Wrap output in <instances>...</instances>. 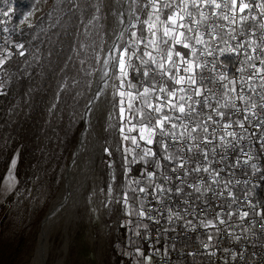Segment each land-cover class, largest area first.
I'll use <instances>...</instances> for the list:
<instances>
[{
  "label": "built area",
  "instance_id": "2783aa9c",
  "mask_svg": "<svg viewBox=\"0 0 264 264\" xmlns=\"http://www.w3.org/2000/svg\"><path fill=\"white\" fill-rule=\"evenodd\" d=\"M197 2L198 7L193 8V16L199 19V14L203 11L208 19L201 21L199 25L192 24L191 18H186L183 23L193 27L194 31L198 30L208 42L199 45L194 39L187 41L197 49L195 58L203 67L194 71L197 84H185L183 87L189 89L187 93H178L193 95L191 89L199 87L203 95H193L192 101H186V105L191 104L196 109L195 112L186 107V113L180 114L167 106V94L159 92L158 87L167 79L166 75L162 74L157 81L158 87L152 99L155 104L152 105L165 103V107L160 114L149 109L147 125H154L158 115H168L172 117L171 123L177 124V127L173 129L171 123H168L170 130H165L175 133V139L171 134H161L158 128L152 137L150 149L155 155L149 156L151 162H148L146 171L155 175L151 179L141 175L133 178L132 185L139 211L143 210L145 213L142 217L144 235L140 244L149 248L152 264H264V215L260 214L264 212V107H261L264 105V99L261 98L264 97V87H261L264 81L260 76H253L254 68L249 67V64L256 67L264 65H260L259 60L244 63L248 55L264 56L259 48L252 51L257 45L264 47V29L260 28V24H264V14L256 6L260 2H250L253 7L245 13H250V18L241 22V14L237 12L236 22L231 23L222 18L224 15H233L230 0H216L221 5L228 4L227 8L219 9L211 4H202L199 0ZM251 16L256 19L252 20ZM4 18L5 15L0 11V27L4 25ZM209 33L219 39L211 40ZM185 35L191 37L193 33H188L186 29ZM232 36L236 39H232ZM225 40L228 44L224 43ZM252 41L255 43L250 44ZM238 42L244 43L245 47L238 49L237 53H220L221 48L235 46ZM1 45L2 42L0 47ZM176 46L178 49H186L182 44ZM186 50L193 56L190 49ZM206 50L211 51L212 55H207ZM20 51L24 52L25 49L14 51L12 60L21 57ZM4 67L5 65L0 68V76ZM222 74L237 82V93L248 98L247 104L235 99L236 93L228 92L227 97L225 96L223 85L227 81L219 80ZM250 76H253L251 80ZM169 83L174 88L181 87L172 80ZM252 87L255 91L251 90ZM204 97L208 98L207 103L212 107L204 106ZM229 99L239 111L231 103L227 107L219 106ZM196 101L199 103H195ZM253 103L256 105L254 109L251 108ZM213 108L223 112V118L216 115ZM246 115L247 120L244 119ZM209 116L213 117L212 121L208 120ZM239 122L244 123L243 129L238 126ZM225 124H231L232 127L224 129ZM197 125V131L192 133L195 139L192 140L187 132ZM205 127L207 132L204 131ZM229 131L235 132L238 138L227 136L226 132ZM181 133L184 135L181 136ZM221 137L224 139L221 140ZM205 138L210 142H205ZM164 145H167L168 151H172V157L165 159L169 166L168 170L162 172L158 170L157 163L159 149L165 151ZM140 150L138 147L135 152ZM248 156L252 159L245 163ZM180 164L184 167H179ZM253 164L260 171L253 169ZM198 167H206L209 171L197 172L195 169ZM157 185L162 186L163 191H158ZM140 188L145 191L140 192ZM195 188L200 191L197 192ZM243 212H247L248 216L241 219ZM221 219L223 224L220 223ZM209 221L215 227H206ZM132 256L133 254H129L127 259Z\"/></svg>",
  "mask_w": 264,
  "mask_h": 264
},
{
  "label": "trees",
  "instance_id": "16d2710c",
  "mask_svg": "<svg viewBox=\"0 0 264 264\" xmlns=\"http://www.w3.org/2000/svg\"><path fill=\"white\" fill-rule=\"evenodd\" d=\"M134 1L132 22L138 14L141 23L136 26L135 31L128 29L126 38L130 41L140 36L142 42L137 51L129 50V55H135L127 68L128 76L124 79L127 89L124 103H131L130 113H137L139 120L147 125V105L151 103L155 91H150L146 96L138 94H142L145 88L156 90L157 81L162 77L158 67L161 60L148 44L152 40L148 27L153 23L157 25L154 31L158 36L157 46L161 50L164 25L156 21L157 13L151 0ZM248 2L261 3L260 0ZM177 3L178 0L175 3L173 0H158L161 21L167 19ZM165 4H171L172 7L166 8ZM33 7L39 10L31 17L34 26L29 28L20 21ZM188 10L194 12L190 2ZM0 11L9 13L4 18L5 24L0 27V42L3 43L0 58L7 57L2 73L3 88L0 90V187L9 163L16 157V186L0 208L1 214L8 208L0 218V248L7 239L10 248L15 242L24 241L28 226L33 222L31 219V223L28 226L26 224L29 214L26 204L36 199L38 190L49 179L51 181L53 175L57 178L56 188L62 179L66 158L71 150L70 141L85 106L94 77L93 69L97 66L95 56L103 38L105 20L102 0H0ZM144 21L149 23L145 24ZM133 33L136 35L133 36ZM20 44L23 45L25 54L12 60L13 52L18 50L15 46ZM146 51L152 53L156 64L141 63L142 60H148L144 55ZM178 51L188 56L186 50L179 48ZM190 58L196 61L194 56ZM88 64H91L92 69L87 67ZM145 70L149 71L147 77L143 75ZM129 84L134 87H128ZM162 86L171 89L166 81ZM128 92L137 96L130 100ZM135 116L134 120L137 118ZM168 126L165 124V130H170ZM138 152L130 159L138 156ZM159 154L158 170L164 172L169 166L165 160L166 151L159 149ZM133 160L130 161L131 164ZM129 173L135 177L141 175L148 178L146 167L141 161L130 166ZM20 203H23V211ZM119 234L124 242L130 237L124 228L119 230ZM143 235L142 230L139 242ZM142 248L144 253L149 250L144 246ZM12 250L15 255L18 254L13 247L9 251ZM119 251L115 252L116 264H133L132 258H122ZM14 260L15 256L2 258L0 264H12ZM135 261L138 263L137 258Z\"/></svg>",
  "mask_w": 264,
  "mask_h": 264
},
{
  "label": "rangeland",
  "instance_id": "374dc122",
  "mask_svg": "<svg viewBox=\"0 0 264 264\" xmlns=\"http://www.w3.org/2000/svg\"><path fill=\"white\" fill-rule=\"evenodd\" d=\"M133 1H131V15H130L131 22L128 25L127 30L131 29L132 31H135L136 27H132V25L135 24L137 26L139 23H141V21L138 14H136L137 17L135 16L134 22H132V17H133L132 7H133V3L135 4V1L134 2ZM260 1L261 3L264 2V0H260ZM137 4H139L138 1ZM178 4H179V0L177 5ZM177 5L173 6V11L177 10ZM103 13H104V2H103ZM24 18H21V21L24 20ZM30 22L33 23L32 18H30ZM24 24L27 25V23ZM105 24L106 21H104L103 24V31H104L103 38L99 46L98 53L95 56V59L97 60V66L95 67V69H93L94 74L101 62L100 58L103 48L102 45L105 40ZM178 31L185 32L186 29L185 28L178 29ZM152 39H155L157 41L158 36L157 35L156 37L152 36ZM165 39L168 38L164 37V39L161 40L162 41V43H160L162 44L161 50H159L158 46L156 47V50H154L153 46L148 42L151 51L158 54V58L161 60V62H163L162 57L166 59L167 51L169 47H171L174 52L178 51V47L176 46V44L172 43L170 40L168 44L163 43ZM141 42H142V38L140 36L135 37L134 40H130V41L127 40L126 38L123 48H128L131 52H135L141 46L140 45ZM189 54L190 53L188 52V56L186 57V59L191 60L190 58L191 56ZM173 61L175 62L176 66L180 67L179 75H183V76L192 75V73H188L184 71V67H186V65H181L179 63L178 57L173 56ZM195 63H197V59ZM87 67L90 69L91 64H88ZM165 67L169 70L170 75L172 76L176 75L175 68L173 67L172 64L166 63ZM3 75L4 74H1L0 76V83L2 84H3ZM119 75L120 73L118 71V66H117L115 78L111 86L109 87L110 94H109L108 110L104 117L105 118L103 123L104 127L101 132L102 133V138L100 141L101 153L98 158L99 163L97 166V171H96L97 173L95 179V184L97 187L96 195L93 194L90 198L87 199V201L85 202L87 206L86 211L82 212V214L74 222L70 245L68 251H66L64 255L63 260L61 261V264H116L115 263L116 250H120L121 253L120 251L119 253L122 255V258H126V260H128L127 257L129 256V254H133L132 256L133 261L131 260V263L133 264H152L150 259L151 258L150 250L147 249L146 253H144V250L142 248L143 246L140 245L139 242L140 233L142 232V230H144V222L142 217L139 215L140 213L138 207L139 203L136 201L135 191L133 190V185H132L133 178H135V176L132 173H129V167L134 164H137L138 161L143 162L145 167L147 166L148 162H151L149 160V156L145 157L144 159H141V157L144 156V150L150 149L151 146L150 144L146 143L145 140L139 139L141 135L140 127L145 124L143 123V121L139 120V117H137V113H130L131 110H129V104L124 103L125 96L121 97L118 94L119 91H123L125 93L127 92L124 80H123V86H121V80L117 78L119 77ZM166 78L167 79L165 81L170 85L171 89H173L174 87H172L171 83H169V81H171L169 79V76L166 75ZM161 86H159L158 89ZM90 88H89V93H90ZM180 95L181 94L177 93V97ZM133 96H137V94L136 95L134 94ZM152 96L154 97L155 93ZM153 97L150 100L151 101L150 104H155L154 101L152 102ZM87 99L85 101V106ZM172 99L173 102H176V97H173ZM121 101H123V104H121ZM85 106L81 112L80 121L74 132V136L70 141L71 150L69 152L68 157L66 158V162H65L66 167L64 168L61 177L62 179L59 180L58 186L56 188L57 178L56 175H53L51 177L52 180L50 181L49 179L46 185L42 189L38 190L36 199L26 204L25 207L29 213L26 219L27 226L31 223L30 220L33 219L32 224L28 226V232L25 236L26 238L24 239L23 242L20 243L15 242V244H12L10 246V248L13 247L16 250V252H18L17 255H15L13 250L9 251L10 248L7 239L4 243V246L0 248V260L2 258L8 259L10 257L15 256V260L13 261L12 264H28L32 253L31 249L34 244L33 235L36 232L44 213L47 211L49 204L52 202L53 198L58 193L57 191L61 187V184L64 180L63 177L67 168L72 164L71 162L73 160H76L75 157L76 155L73 158L72 156L74 154V151H76V144L79 137H75V136H76V132L78 131L79 125L83 120L82 115ZM120 107H124L125 109L124 119L120 118V112H119ZM148 113H149V108H148ZM134 115H136L135 117H137L135 120L133 117ZM133 126H135L134 130L129 132L128 129ZM121 127L124 128L123 135H128L130 137H137L138 143L141 148L140 152H138L139 153L138 156H135L130 159V157H132L134 153L137 154V152H135V149L138 147L132 144L131 139L128 140L123 139V135L121 134L120 131ZM145 135H147V133H145ZM126 149H134V151L131 154H129V152H127ZM165 155L172 157V151L167 150ZM132 159H134L133 160L134 162L131 164L130 161ZM13 161L16 162V157L13 158V160H11V162L9 163L8 171L5 174L4 180L0 187V208L4 200L14 190L16 186V179H14L15 163L13 164ZM9 180H11V184H9ZM125 194L127 195V203H125V199H124ZM22 204L23 203H20L21 211L24 210ZM7 210L8 208L5 209L4 212ZM3 213L1 214V209H0V218L2 217ZM121 228H124L125 233L130 236L126 238L125 242L122 241L121 236L119 234V230ZM135 258H137L138 263H136ZM48 260L49 257L47 258L46 262Z\"/></svg>",
  "mask_w": 264,
  "mask_h": 264
},
{
  "label": "snow or ice",
  "instance_id": "6c2138e0",
  "mask_svg": "<svg viewBox=\"0 0 264 264\" xmlns=\"http://www.w3.org/2000/svg\"><path fill=\"white\" fill-rule=\"evenodd\" d=\"M36 2H38V0H36ZM173 2L175 3V0H173ZM189 2L191 3V7L192 8H197L198 7V2L197 0H179V4L177 5V10L173 11L172 14L168 15L167 19L164 21L160 20V16H159V7H158V0H151L152 3V7L155 10V12L157 13L156 15V21H159L161 24L164 25L163 28V35L164 37L168 38L165 39L163 41V43L168 44L169 40L174 43V44H182V46L186 49H190L193 56L196 55L197 49L195 47H193L190 43H188L187 41L189 39H194L196 44L199 45H204L206 43H208L204 38H203V34H201L198 30L194 31L193 27H191L190 25H186L185 23H183L186 18H191V23L195 24V25H199L201 23V21L207 20L208 17L206 16V14L201 11L200 12V18L196 19L195 16H193V14L188 10L189 8ZM200 3L208 5L211 4L214 6V8L219 9L221 7L227 8L228 4L225 3L223 5L219 4L216 2V0H199ZM230 4H231V12L233 13V15L231 17L224 15L222 18L226 21H230L231 23H235L236 22V13L239 12L241 15L239 16V20L241 22L247 21L250 18V13L248 15H245V13L251 9L253 7V5L251 3L248 2V0H230ZM257 7H259L261 9V13L264 14V2L260 3L259 5H256ZM164 7H172L171 4H165ZM39 9L33 7V10L30 11L24 18V20L21 21L22 24L27 23V26L29 28L33 27L34 24L30 22V18L35 14L36 11H38ZM9 13L7 11H5L3 13V15L7 16ZM49 15H51V13H49ZM213 15H216L215 12H213ZM150 19H151V15H150ZM252 20H255L256 17L255 16H251ZM145 24H148V21H144ZM132 27H136L135 24L132 25ZM157 27V25L155 23L153 24H149L148 30L151 32L153 37H156L157 33L156 31H154V29ZM187 29L188 33H193V36L188 37L185 35V32L183 31H178V29ZM260 28L264 29V24H260ZM214 31V30H213ZM234 31V29L232 30ZM136 33H133V36H135ZM209 36L211 37V40H217L219 39V37H217L216 35H213L212 33H209ZM232 39H236L235 36H232ZM225 44H228V41H224ZM255 43L254 41L250 42V44ZM149 44H151L153 46V49L156 50L157 47V41L155 39H152L149 41ZM17 49H22L23 45H16L15 46ZM245 45L242 42H238L235 46L229 45L227 48H221L219 51L221 54H224V52H229V53H237L238 49L244 48ZM257 48H259L260 52L264 53V47H261L259 45H257L256 47L252 48V51L255 52L257 50ZM207 51V50H206ZM25 53L23 51L19 52V55L23 56ZM204 53H201V55H203ZM10 55V53H9ZM133 55H135L134 53L132 55H129V49L128 48H123L120 52L118 56L113 57V59H115L118 63V71L120 73L119 77H117L118 79L121 80V86H123V80L127 78L128 73L126 71V69L128 67H130V61L133 58ZM145 56L148 57L147 61L142 60L141 63L142 64H147L149 62H151L152 64H156V59L155 57H153L151 52H145L144 53ZM207 55L211 56L212 52L211 51H207ZM173 56L178 57L179 58V63L181 65H186V67H184V71L188 72V73H192V75H188V76H183V75H179L180 73V67L176 66L175 62L173 61ZM139 58V57H137ZM7 57H3L0 58V68L3 67V65L5 64ZM253 60H259L260 65H264V56H252V55H248L246 61H244V63H248L250 61ZM162 61L161 63H159L158 67L160 69L161 72H163L164 75H168L169 79L172 80L174 82L175 85H181V87L179 88H173V89H166V87L161 86L159 88V92L161 93H165L167 92V96L169 97V99L167 100V106L170 107L171 109H174L175 111L179 112L180 114H185L186 113V107L191 111V112H195L196 109L194 107H192L191 104H187L186 105V101H192L193 99V95L195 96H202L203 92L201 90V88L199 87H195L192 88V92L193 95H180L177 97V93H187V91L189 89L183 87V85H188V86H195L197 84V81L195 79L194 76V70L198 69V68H202L203 65L199 64V63H195L193 60H188L186 59V56L184 54H182L179 51H173V49L171 47H169L168 51H167V56L166 59L162 57ZM104 63L107 65L109 63L108 59L104 60ZM169 63L172 64L173 67L175 68L176 71V75L172 76L169 74V70L165 67V64ZM249 67L254 68V73L253 76H260V79L262 81H264V67H256V65L254 64H249ZM238 71H243V69H238ZM108 73L105 72V75H107ZM143 75L145 77H147L149 75V71L145 70ZM253 76L249 77V80H251L253 78ZM219 80L220 81H227V83H225L223 85V87L225 88L226 92H225V96L227 97L228 92H232V93H236L235 99L239 100L241 103L247 104L248 103V98H246L243 94L241 93H237V90L235 88V84L237 83L235 80H229L228 77L226 75H220L219 76ZM229 85H232V87H229ZM128 87H134V85L129 84ZM261 87H264V83L261 84ZM3 88V84L0 83V90H2ZM155 89H149V88H145L144 92L142 94H138V95H148V93L150 91H154ZM252 91H255V88L252 87L251 88ZM119 96L124 97L125 96V92L123 91H119L118 92ZM127 95L129 96L130 100L134 99L135 97H133L132 93L129 92L127 93ZM176 97V102H173V100L171 98ZM262 99H264V97H261ZM157 99H162L161 97H157ZM207 97H204V101L205 107H212L210 104L207 103ZM195 103H199V101H196ZM231 103L233 108H236L237 111H239L240 109L237 108L236 104L231 100H227L226 103L219 105L220 107H227L228 104ZM121 104H123V101H121ZM149 109H151L153 112L160 114L163 111V108L165 107V103H161L158 106H154L152 104H148L147 105ZM256 105L253 103L251 105V108H255ZM261 107H264V105H261ZM129 110H131V103H129ZM213 112H216V115L220 116L221 118H223L224 113L223 112H218L216 110V108L212 109ZM120 118L124 119V112L125 109L124 107H120ZM141 115H143L141 113ZM176 119H180V117H176ZM245 120L248 119V116L246 115L244 117ZM209 121L213 120L212 116L208 117ZM172 121V117L168 116V115H158L156 118V122L154 125L149 126V125H142L140 127V140H145L146 143L151 144L153 142L152 137L155 135L156 129H160L161 134L163 135H172L173 138L175 139V133H168L167 131H165V124L171 123ZM238 126L243 129L244 128V123L243 122H239ZM171 127L173 129H175L177 127V124L175 123H171ZM199 127V125L192 127L190 131L187 132V135L190 139L194 140L195 137L192 136L193 132L197 131V128ZM232 125L231 124H225L224 125V129H228L231 128ZM135 128V126L130 127L128 129L129 132L133 131ZM121 134H124V128L121 127L120 129ZM204 131L207 132L208 129L207 127L204 128ZM145 133H147V135H145ZM184 133H181V136H183ZM227 136L233 137V139H237V134L235 132H226ZM240 139H242L243 137H239ZM123 139L124 140H128L131 139L132 140V144L135 145L136 147H140L137 137H130L128 135H123ZM224 137H221V140H223ZM262 139H264V137H262ZM205 142H210L207 141V138H205ZM262 147H264V145H262ZM165 151H167V145H164ZM191 150V149H189ZM127 152H129V154H131L134 149H126ZM154 156L155 154L151 151V149H145L144 150V156L141 157V159H144L147 156ZM245 155H247V153H245ZM205 159H207V153H204ZM165 159H170V157H165ZM252 157L248 156V159L245 160V163H248L249 160H251ZM15 163V161H13V164ZM157 167H159V163H157ZM179 167L183 168L184 165L180 164ZM253 169H255L256 171H260L259 168L256 167L255 164L252 165ZM195 171L199 172V171H205L208 172L209 169L208 168H196ZM155 174L149 172L148 173V177L151 179ZM217 175H219V173H217ZM215 182V181H214ZM9 184H11V180H9ZM157 190L158 191H163L162 186L157 185ZM195 187V186H192ZM195 190L197 192L200 191L199 188H195ZM140 192H144L145 189L144 188H140L139 189ZM177 191H180V189H177ZM229 195H231V193H229ZM125 203H127V195L125 194ZM261 215H264V212L260 213ZM139 215L141 217H143L145 215L144 211L141 210ZM231 215V214H229ZM248 216L247 212H243L241 215V219L245 218ZM220 223L223 224L224 221L221 219ZM206 227H215L214 224H212L211 221H209V223L207 225H205ZM205 247H207V245H205Z\"/></svg>",
  "mask_w": 264,
  "mask_h": 264
},
{
  "label": "bare ground",
  "instance_id": "6f19581e",
  "mask_svg": "<svg viewBox=\"0 0 264 264\" xmlns=\"http://www.w3.org/2000/svg\"><path fill=\"white\" fill-rule=\"evenodd\" d=\"M106 9L112 8V2L105 0ZM107 15L109 20L106 25V42L103 45L101 53L100 69H104L105 59H108L109 48L113 39V26L115 25L113 16ZM112 64H110V69ZM105 85L94 86L93 94L89 101V107L80 123L76 132V137L80 136V131L87 124L88 132L85 133L84 147L86 150L82 157V162L76 166L74 160L66 171L63 183L52 202L49 204L47 211L44 213L36 232L33 235V247L28 264H61L66 251H68L71 235L73 233L74 222L86 211V201L93 194L96 195V171L98 158L101 153L100 141L104 127L105 115L108 110L109 94L115 73H111ZM93 136H91V133ZM91 139V140H90ZM74 162V163H73Z\"/></svg>",
  "mask_w": 264,
  "mask_h": 264
},
{
  "label": "water",
  "instance_id": "95a60500",
  "mask_svg": "<svg viewBox=\"0 0 264 264\" xmlns=\"http://www.w3.org/2000/svg\"><path fill=\"white\" fill-rule=\"evenodd\" d=\"M109 1L112 2V8H109L111 10L110 15L113 16V20L115 23V25L113 26V29H112L114 40L111 43V47L109 48V53H108L109 63L106 65V67L103 70L100 69L101 64H99V66H98V68L94 74L95 76H94V79L92 82V86L90 88V93H89V96H88V99L86 102V106H85V109H84V112L82 115V119H83L84 115L86 114V111L88 110L89 101H90L91 95L93 94L94 86L98 87V85H100V87L98 88L100 90L101 86L105 85L107 83V80L111 76L110 74L112 72L116 73L118 63L115 59H113V57L118 56L119 52L123 49L125 39H126V35H127V31H128L127 28L131 22V16H130L131 15V1L130 0H109ZM102 2H104L103 16L105 17V21H106V24H105V40L103 43V45H104L106 42V35H107L106 25H107V27L109 26V24H108L109 18L107 16L109 14V9L108 10L106 9L105 0H102ZM112 63H113V65H111L112 68L110 69V64H112ZM105 72H107L108 74L105 75ZM83 120H82V122H83ZM89 125L87 122V124H85L84 127L82 128V130L80 131V136H79V139H78L77 144H76V151H74V154L72 156V158H73L76 155L75 156L76 160H74V162L76 163V166H79L78 164L80 162H82V157L85 154L84 151L86 150V148L84 147V140H85V133L88 132L89 129L91 128V127H89ZM90 133H91V131H90ZM91 136H92V133H91ZM92 139H93V136H92ZM65 174H66V172H65ZM65 174H64V176H65Z\"/></svg>",
  "mask_w": 264,
  "mask_h": 264
}]
</instances>
